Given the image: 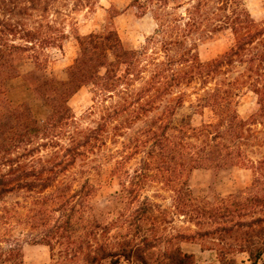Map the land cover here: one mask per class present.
<instances>
[{
  "label": "trees",
  "instance_id": "1",
  "mask_svg": "<svg viewBox=\"0 0 264 264\" xmlns=\"http://www.w3.org/2000/svg\"><path fill=\"white\" fill-rule=\"evenodd\" d=\"M99 1L0 0V69L12 67L14 53L42 44L33 32L22 36L24 46L12 43L20 22L1 16L59 15ZM245 1L132 0L137 16L150 13L156 24L141 48L124 45L113 24L118 12L107 9L102 30L76 35L78 55L64 80L40 74L44 63L36 58L27 80L49 105L44 120L27 103L10 101L0 71V264H25V243L48 246L56 264H200L183 243L214 253L208 264H239L240 254L259 264L264 16L256 19ZM63 24L52 47L62 49L68 37ZM6 31L14 39L3 38ZM225 31L231 45L202 60L199 42ZM85 86L93 104L78 116L70 99ZM248 92L257 109L243 118L238 105ZM186 103L196 114L209 109L210 120L176 122ZM108 163L120 190L102 208L96 195ZM201 168L246 169L253 178L237 193L196 198L190 176ZM151 187L169 191L174 210L162 208ZM173 215L194 229L170 232Z\"/></svg>",
  "mask_w": 264,
  "mask_h": 264
},
{
  "label": "rangeland",
  "instance_id": "2",
  "mask_svg": "<svg viewBox=\"0 0 264 264\" xmlns=\"http://www.w3.org/2000/svg\"><path fill=\"white\" fill-rule=\"evenodd\" d=\"M132 0H100L92 9H82L78 11L68 12L57 15L54 11L41 12L35 10L32 16L25 14L21 16H1L5 19H13L20 22L19 34L17 40L12 42L17 45L24 46L25 42L22 36L26 32H33L41 38L37 41L34 49L21 50L8 57L12 62V67H2L0 71L5 79L7 95L14 104L27 103L34 115L39 120H44L50 112L47 102L38 97L27 80L29 73L35 70V60L39 58L43 60L44 69L39 71L47 77L54 78L56 81L64 80L67 77V70L73 64L78 55L79 47L76 41L77 34H88L90 32L100 31L104 28L106 22V10L113 7L118 12V16L114 18L113 24L117 29L124 45L128 48H141L145 42V38L153 33L156 24L150 13L142 17L130 8ZM246 5L251 14L256 19L264 16L263 2L264 0H246ZM64 23L65 38L62 43V49L51 46V38L55 36L56 27H61ZM3 29L0 27V30ZM6 31L3 38L8 40L14 39ZM5 35V36H4ZM232 43V35L229 31L204 39L199 42L198 51L202 60H210L217 55L223 53ZM43 46V48H41ZM5 53H9L8 48L4 47ZM10 68V69H9ZM5 70V72H3ZM89 86L81 88L71 99L70 105L75 113L79 116L86 111L92 104V95ZM257 109V98L253 92H248L240 99L238 111L243 118H248ZM195 108L190 103L179 108L176 114V122L187 121L193 125H200L201 122L208 121L211 118V111L205 109L204 114L194 113ZM95 114L88 119L86 124L98 118ZM112 164L104 165V174L102 177V186L96 195V201L99 207L109 204V199L120 190L119 181L110 173ZM252 173L246 169L231 168L228 170L216 169H196L190 176V185L196 198H207L213 200L216 197H224L232 193L244 190L252 182ZM158 194L153 198L162 208L167 211L174 210L172 206L171 193L169 191L151 187L149 195ZM170 232L177 229L188 231L194 229L186 219L179 216H172L170 219ZM182 247L185 251L193 252L197 256L200 264H208L214 262V253L201 252L200 247L195 244L183 243ZM23 261L25 264H56L52 262L50 249L44 244H28L23 247ZM239 264H249L246 254L238 255ZM259 264H264V256Z\"/></svg>",
  "mask_w": 264,
  "mask_h": 264
}]
</instances>
